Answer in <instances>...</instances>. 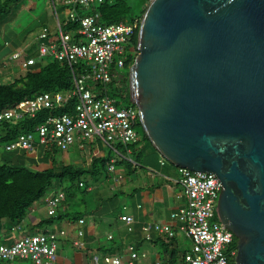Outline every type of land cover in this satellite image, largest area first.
<instances>
[{
    "label": "water",
    "instance_id": "water-1",
    "mask_svg": "<svg viewBox=\"0 0 264 264\" xmlns=\"http://www.w3.org/2000/svg\"><path fill=\"white\" fill-rule=\"evenodd\" d=\"M129 91L167 161L222 183L236 264H264V0H151Z\"/></svg>",
    "mask_w": 264,
    "mask_h": 264
},
{
    "label": "built area",
    "instance_id": "built-area-1",
    "mask_svg": "<svg viewBox=\"0 0 264 264\" xmlns=\"http://www.w3.org/2000/svg\"><path fill=\"white\" fill-rule=\"evenodd\" d=\"M112 1L114 0H50L56 25L54 28L43 27L35 37L37 55L28 54L25 50L11 55L12 61L21 60L24 71L31 69L38 59H54L74 68L76 72L73 71L71 90L43 92L26 99L3 110L0 121L19 122L26 116H36L42 110L62 107L73 98L77 99V103L74 114H50L35 128V132L20 134L15 141L6 144L7 151L24 150L33 153L40 146H55L65 152L75 144L84 149L89 143H103L117 152V144L127 146L140 140L136 127L139 119L137 107H121L116 98L107 93L108 85L120 80L118 71L124 67L136 28L135 24H130L127 20L110 24L101 22V15L95 9ZM61 15L65 16L64 22ZM65 26L72 27L66 30ZM108 171L114 176L115 158L109 161ZM180 171L179 184L187 202L171 214V219L179 223V229L191 241L192 249L183 255L181 263L156 264H236L237 250H230L233 243L231 231L223 229L224 224L217 212L222 183L212 173L186 168H181ZM113 179L119 182L122 176L117 174ZM64 199L65 194L60 188L47 194L44 200L48 217L56 215ZM120 220L131 230L130 226L134 222L131 216L121 215ZM84 223V219H79L75 224L70 223L74 225L75 232L71 243L78 249L86 246L83 239ZM152 229L169 238L174 237L171 226L148 223L143 227L147 241H150ZM69 237L68 230L64 228L26 233L11 244H0V261L13 264L15 260H30L34 264H55L60 242ZM128 251L130 264H135L139 258L138 252L132 246ZM122 262L120 255L92 253L86 264Z\"/></svg>",
    "mask_w": 264,
    "mask_h": 264
},
{
    "label": "crops",
    "instance_id": "crops-1",
    "mask_svg": "<svg viewBox=\"0 0 264 264\" xmlns=\"http://www.w3.org/2000/svg\"><path fill=\"white\" fill-rule=\"evenodd\" d=\"M35 2V0H21L20 3L13 7L10 17L0 25V35L3 40L0 42V67H2L0 82H11L24 73L21 67V60L12 61L10 59L11 55L14 52L25 50L28 54L36 56L35 37L43 27L54 28L56 25L49 0L48 10L37 17L43 21L39 30L16 32L9 26V23L17 18L16 13L34 11L35 6L32 8L31 5L27 6L26 4H35ZM64 17V15H61L62 22L65 21ZM39 61L38 59L37 62ZM106 147L102 143H89L85 145L84 149L79 147L84 152L81 156L75 158L72 163L85 165L89 164L90 159L94 156H105L111 152L116 157L121 153L118 150L117 152L112 151L109 147L107 152ZM38 148L31 153L35 154L33 157L35 160L40 157V155H37L39 154ZM126 150V156L129 161H133L134 158L132 157L136 155L140 163L131 168L129 175H126V171L123 169H116L114 176L117 174L121 175V181L116 182L113 179L114 176L111 179L123 187L129 185V192L119 187L117 189L113 187L107 188L104 186L105 183L96 186L95 190L91 187L90 190H92L94 195L89 197L87 204L82 209L85 213L84 217H82L85 221L82 227L85 232L83 239L86 242V246L81 250L72 246L71 238L75 236V232L74 225L71 224L72 222L75 224L77 221L64 220L56 225V228L68 230L71 237L65 238L60 242L58 258L55 264H86L92 253L104 254L103 251H100V248L104 247L105 241L111 242V240H114L121 247L119 252L111 253L122 256V264H130L128 248L131 246L139 254L135 264L181 263L183 255L191 251L192 243L189 249L181 248L182 238L184 240L188 238L179 229V223L171 219V214L183 207L187 202L183 188L179 184L181 168L167 161L150 144L140 140L135 146L136 151L131 147ZM6 153H0V156L3 159H11L13 157L11 154ZM64 153L66 154V151ZM66 158L67 156L64 155V161L70 163L68 158ZM40 163L37 162L38 166ZM40 202L42 203L41 206L35 204L30 209L26 220L21 225L22 228H15L1 235L0 244H11L24 234L31 233V229L36 223L48 217L45 200L43 199ZM71 207L74 206L62 203L59 210L64 214L68 213ZM124 214L134 219L132 226H130L131 230H129V226L120 220V216ZM148 223L171 226L174 230V237L169 238L152 229L150 231V241H147L143 227ZM109 236H111V239H109ZM174 259H177V262H172Z\"/></svg>",
    "mask_w": 264,
    "mask_h": 264
},
{
    "label": "trees",
    "instance_id": "trees-1",
    "mask_svg": "<svg viewBox=\"0 0 264 264\" xmlns=\"http://www.w3.org/2000/svg\"><path fill=\"white\" fill-rule=\"evenodd\" d=\"M20 1L0 0V25L10 17L13 7ZM95 10L100 13L101 22L105 24L122 20L135 24V34L129 45L123 67L129 71L137 56L135 52L138 53L139 31L146 6L139 14H134L126 0H114L97 6ZM71 27L65 26V29L69 30ZM73 71L76 72L74 68L68 65L60 64L54 59H45L37 62L31 69L24 71L20 77L13 81L0 83V113L8 107L43 92L59 93L71 90L73 88ZM107 93L116 98L118 105L121 107H136L131 102L128 76L119 81L111 82L107 87ZM76 103L77 99L73 98L62 107L54 110H42L36 116H26L19 122L0 121V144H4L5 148L6 144L15 141L20 134L35 132V128L43 123L50 114H74ZM136 127L137 130L139 129L140 141L150 144L155 150L149 138L145 135L139 119ZM137 144L138 142L127 146L117 144L116 148L121 152L119 156L115 157V154L109 152L105 156L92 157L90 163L85 165L59 161L57 154L62 151L55 146H40L38 148L39 154H37L40 155V160L38 158V160L28 158L26 155L29 152L24 150L7 151L5 149V152L14 153V155L11 154L13 156L11 159L0 161V238L4 232L21 227L30 209L42 201L52 190L58 188L65 194L63 203L74 207H71L68 213L63 214L59 210L60 205L54 217H47L36 223L31 229V233L39 232L41 229L56 228V225L66 219L71 221L83 219L85 213L82 209L78 210L77 207L79 205L84 207L87 201L83 198L82 201L79 200L78 202V196L82 194V197H84L86 193L92 191L90 190L92 185L98 186L113 177V174L108 171L109 161L113 157H115L116 169H123L126 171V175H129L131 168L140 162L136 155L133 161H129L126 156V149L131 147L136 151L135 146ZM37 162H45L50 166L41 170L38 168ZM78 203L80 204L78 205ZM236 247L237 238L235 237L230 250L236 249ZM100 249L104 254H112L111 252H119L121 247L114 240H111V242L105 241L104 247ZM172 262H177V259ZM0 264L8 263L0 261ZM30 264L34 263L31 261Z\"/></svg>",
    "mask_w": 264,
    "mask_h": 264
},
{
    "label": "rangeland",
    "instance_id": "rangeland-1",
    "mask_svg": "<svg viewBox=\"0 0 264 264\" xmlns=\"http://www.w3.org/2000/svg\"><path fill=\"white\" fill-rule=\"evenodd\" d=\"M35 4H29L27 3L26 5L29 6L31 5L32 8L35 6V10L30 12V11H23V12H20V13H16L17 14V18L14 20V21H11V23H9V26L15 30L16 32H26V31H37L40 29L43 21H41L39 18H37L38 16H41V14H43L45 11L48 10V5H49V0H35ZM129 4V6L131 7L132 9V13L134 14H139L140 11L146 6L149 5L150 3V0H126ZM85 13H89L88 11H84ZM2 36L0 35V42H2ZM135 54H138L135 52ZM2 68V67H1ZM118 75L120 77V79L124 78L125 76H128L129 78V71H127L126 69L124 68H121L119 71H118ZM0 83H4V82H0ZM139 130V129H138ZM137 130V131H138ZM103 144V143H102ZM104 147H106L104 145ZM106 151L108 152V147H106ZM5 152V148H4V144H0V153H3ZM84 151H82L81 149H79V146L77 144L71 146L67 151H66V154L64 152H60L57 154V159L59 161H64V155L67 156L68 158V162H74V159L75 158H78L79 156L82 155ZM6 153V152H5ZM7 154V153H6ZM12 155H14V153H11ZM35 154H27L26 156L28 158H33ZM66 158V159H67ZM132 158H135V156H133ZM0 161L3 162V158L0 156ZM132 161V160H131ZM50 165L45 163V162H41L38 166L39 169L43 170L47 167H49ZM105 187L107 188H116L119 187L120 189L123 188L125 191L129 192V185H125L124 187L119 185L118 183H115L112 179H108L107 181L105 180V184H104ZM121 186V187H120ZM91 187L94 188L95 190V185H92ZM91 195H94V193L91 191L89 193H86V195L84 197H82V194H80L78 196V202L79 200L82 201L83 198L86 199V201H88L89 197ZM41 202H38L37 205L41 206ZM80 203H78L79 205ZM78 210H81L83 209V206H80L77 207ZM4 222H7V221H4ZM182 237V236H181ZM181 248L183 249H189L191 248V241L190 240H184L182 238V246ZM81 250V249H79ZM31 261L30 260H15L13 262V264H30Z\"/></svg>",
    "mask_w": 264,
    "mask_h": 264
}]
</instances>
